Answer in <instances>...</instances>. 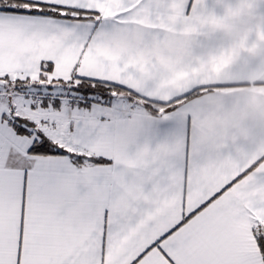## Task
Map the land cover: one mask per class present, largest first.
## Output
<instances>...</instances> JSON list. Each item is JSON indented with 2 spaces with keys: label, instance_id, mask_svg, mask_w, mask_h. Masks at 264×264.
Masks as SVG:
<instances>
[{
  "label": "snow or ice",
  "instance_id": "obj_1",
  "mask_svg": "<svg viewBox=\"0 0 264 264\" xmlns=\"http://www.w3.org/2000/svg\"><path fill=\"white\" fill-rule=\"evenodd\" d=\"M0 264H264V0H0Z\"/></svg>",
  "mask_w": 264,
  "mask_h": 264
}]
</instances>
